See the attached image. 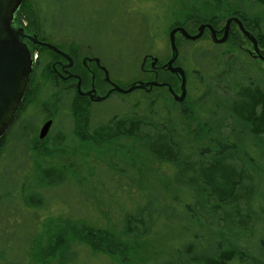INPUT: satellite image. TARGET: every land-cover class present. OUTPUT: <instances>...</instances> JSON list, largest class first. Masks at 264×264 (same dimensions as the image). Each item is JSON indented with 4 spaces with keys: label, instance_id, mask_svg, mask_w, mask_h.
<instances>
[{
    "label": "trees",
    "instance_id": "1",
    "mask_svg": "<svg viewBox=\"0 0 264 264\" xmlns=\"http://www.w3.org/2000/svg\"><path fill=\"white\" fill-rule=\"evenodd\" d=\"M116 1L125 4L123 13L128 14L126 0ZM26 3L27 0H23L22 8ZM22 8L17 11V17ZM35 8L39 15L42 9L39 6ZM165 9L164 15L159 16L171 21L169 29L180 25L191 30L190 24L198 21L210 22L219 29L228 18L237 16L264 46V34L261 32L264 25V0H171ZM97 12L100 11H95V14ZM44 14L46 17V12ZM196 25H192V32H195ZM231 31L233 33L221 45L224 47L219 53L214 52L208 54L210 58L206 57V61L218 66L214 67L217 70L225 68L223 81L228 86H224L223 97L232 93L229 109L224 116L217 117V110L203 111L214 118V126L221 134H216L213 127L199 125V135L196 137L198 142L207 139L213 149H223L221 152L217 149L216 153L194 151L195 144L190 145L169 127L159 124L160 115L153 108L146 114H115L106 122L94 123L93 102L88 97L79 95L75 88H70L74 92L69 105L73 120L71 134L65 136V139L58 134L55 142L48 144L45 150L33 153L38 154L39 158L63 154L78 160V164L80 160L84 164H89L92 160L95 162L92 166L94 171L103 163H107L109 170L127 165L138 169V174L145 177L136 183L135 188V184L126 187L129 196L126 200H130L134 208L127 211L119 206L118 211L124 213L122 217L114 219L109 216L107 222H104L98 220V216L96 221H92V218L80 219L66 213L57 217L49 213V219L45 222L47 229L43 235L33 240L36 246L29 252V259L33 260V264H74L77 248L81 246L88 247L92 256L103 255L112 261L116 260L118 264H264V179L257 185L253 168L257 169L259 165L248 155L258 152L264 154V77L259 76L249 82L247 76L251 69L247 70L236 61L243 55V51L236 46L239 43L237 37L249 39L235 22L231 24ZM70 36L72 34L68 33L67 37ZM178 42L177 38V45ZM35 48L38 58L24 100L11 126L26 108L24 106L34 101V91L39 81L37 72L43 64L44 69L48 67L49 61L43 62V53L50 49L41 45H35ZM95 69L98 87L103 83L104 73L97 67ZM237 73L243 74L247 82H238L243 80L238 74L237 77L240 78L231 83L230 76ZM81 74L84 85H90V74ZM54 77L57 78L56 75ZM30 90L33 93L31 100ZM219 92L215 93L219 95L215 97L217 101L220 98ZM57 96L59 94L49 98L54 101V105H58L60 98ZM10 128L0 140L2 154L8 147L6 141ZM28 132L29 129L24 138V150L27 148V151H31L34 150V143ZM59 136L62 142L57 141ZM191 140L195 142V139ZM129 143L135 146L130 155L125 148V144ZM112 159L118 162L115 164ZM150 160L172 170L168 176H162L160 180L157 178L158 184L155 186L150 184V175L154 173L149 167ZM35 162L37 166L34 175L26 178L28 183L22 185L21 194L23 193L24 203L30 207L28 209L35 210L36 215L46 209V194L50 190L66 183L83 187L85 180L74 172V162L70 165L42 164L38 160ZM251 165L254 167L250 168ZM66 170L74 173V178L67 175ZM143 196L148 200L147 205L140 203L143 202ZM33 197L35 198L32 199ZM175 203L184 223L183 226L179 225L182 228L177 237L180 245H168L160 251L156 241L159 238L160 224L162 220L170 224L175 221L172 207ZM186 220L190 222L187 223ZM195 226L216 228L218 241L214 239L205 243L203 234L193 230ZM256 235L259 236L256 245L249 246V241ZM43 243L45 246H42ZM171 244L175 245L176 240ZM117 255H120L121 260L116 259Z\"/></svg>",
    "mask_w": 264,
    "mask_h": 264
},
{
    "label": "rangeland",
    "instance_id": "2",
    "mask_svg": "<svg viewBox=\"0 0 264 264\" xmlns=\"http://www.w3.org/2000/svg\"><path fill=\"white\" fill-rule=\"evenodd\" d=\"M126 2L128 14L124 15L125 4L116 0H27L25 7H20L23 9V12H19L16 18H18L20 26L25 27L27 33L32 36L35 34L41 40L44 39L43 41L59 45L62 48L64 47L66 51L73 55L79 51L82 52V56L97 55L108 70L110 69V75L119 84L128 85L141 77L140 66L145 55H153L162 63L167 61L171 55L169 41V32L171 30L169 26L171 25V21L168 22L167 18L164 20L163 17L159 16L161 14L162 16L164 15V10H166L165 8L171 0H126ZM38 6L46 12V17L42 10L38 15L35 8ZM97 10L100 12L95 14ZM259 11L257 8L258 13H260ZM262 13V17L264 18V12ZM199 23H191V30L189 32L193 31L192 25L197 24L194 29L196 32ZM224 25L225 22L222 23L221 28H224ZM261 32L264 34V25ZM68 33L72 34V36L67 37ZM231 33L233 32L231 31ZM78 38L82 39V41ZM178 39L180 52L178 64L192 74L196 73L195 70L200 71L198 75L199 79L200 77L201 79L204 78L207 86L216 90L217 87L215 88L213 82L219 83V78H221L225 68L217 70L214 67L218 66L213 62L209 63L206 61V57L209 58L208 54L214 52L219 53L224 46L214 44L205 38L193 42L178 35ZM237 40H239V43L236 46L243 51V55L236 61L247 70L251 69L248 71H255L256 75L264 77V61L254 59L248 54L247 50L253 49L251 42L243 36L237 37ZM25 43L28 45L31 53L34 52L35 56L38 55L35 48V45L38 44L30 40H25ZM50 51H44L43 53V62L49 61V63L46 69L43 68V64V67L40 68L41 70L39 69L40 71L37 72L36 77L39 81L34 91V101L24 106L26 108L19 113L20 115L18 114L19 116H17L15 123L10 126L9 136L6 141L8 147L5 153H0L2 154L0 156V264H33V260L29 259V252L36 246L33 244V240L43 235L47 229L45 222L49 219V213L56 217L58 215H65L66 213L80 219L85 217L88 219L92 218V221H96V217L98 216V220L104 222H107L109 216L114 219L122 217L124 213L119 212L120 210L118 211L119 206L124 207L127 211L134 208V204L130 200H126L129 197L126 189L130 184H135L133 185L135 188L136 183L145 177V175L140 176L138 174V169H132L127 165L109 170L107 163H103L94 171L92 170V166L95 162L92 160L89 164H84L80 160V164H78V160L75 161L69 156H63V154H60L58 157L39 158L38 154H34L32 150L27 151V148L24 150V138L27 130L29 129L28 135L30 139L39 135V131L48 114L55 118V123L48 140L50 144L55 142L56 135L59 134L65 139V136L70 135L72 132L73 120L69 105L74 92L69 87H72L73 83L68 81L63 82L54 72L52 64L54 61L60 59V57L52 53L53 51ZM233 54L236 56V53ZM119 56L124 57L120 58ZM230 60L229 58L228 61ZM250 73L253 74L252 72ZM238 74L230 76L229 80L231 83L234 79L240 78L237 77ZM239 76L243 77V80H239L238 82H247L243 74H239ZM172 83H174L173 80ZM220 83L223 84V90L225 89L224 86H228L226 81H220ZM195 84L196 87L193 89H196V91L192 92L193 97L200 96L199 98L203 99V101H199L198 103L207 106V101L205 100L208 99V96H206L208 91L206 93L202 92L204 87L199 85L198 81ZM103 91L101 89L98 92L102 94ZM54 94H59L57 97L61 99V101L60 99L59 102L57 101L58 105H54V101L49 100ZM32 95V90H30L29 100L32 99ZM231 96L232 93H229L223 98L220 97L221 99L219 98L213 104L217 110V117L226 114L231 103L229 99ZM146 97V95H143L139 91L128 95L114 94L104 102H95L93 103L94 123L106 122L115 114L127 113L132 115L133 113H149L151 109L149 102L145 100ZM167 108L170 111L169 113H165L166 111H163L164 109H162L161 105L153 106V109L160 112L159 115L164 114L159 116L160 125L169 127L168 129H171L178 137L190 143V145L194 146L195 144L193 147L194 151H200L203 149L202 147L208 146L207 139L201 142L196 140L199 126L194 116L187 115L190 113L189 111H187L188 113L186 112L187 114H183L184 110L181 107H174V111H172V107ZM200 114L203 117H206L204 115H208L204 114L203 111ZM60 136L57 141L62 142ZM194 138L195 142L191 140ZM154 142L155 144L157 143L156 140ZM134 147L130 143L125 144L129 155L130 151L135 150ZM197 147L201 148L197 149ZM247 151L249 152L248 149ZM248 155L250 158L255 159L259 165L257 169L253 168V165L250 167L253 168L254 171H252L254 176H256V183L259 185L264 179V154L258 152ZM106 156L109 155L106 154ZM124 157H126L125 154ZM37 160L42 162V164L63 163L70 165L71 162H74V166L72 167L74 172H77L79 178L85 180V182H83V187L79 186V184L72 185L66 183L50 190L46 194V209L37 212L36 215L35 210L28 209L30 207L22 200L23 193L21 194V188L24 183H28L26 178H31L34 175V170L37 166L35 161ZM112 161L115 164L118 162L115 159H112ZM149 167L154 172L150 175L152 176V180L150 178L152 183L150 184L154 186L158 184L157 178L160 180L162 176H168L172 171L155 160H150ZM66 174L74 178V173L66 170ZM133 191L137 194L135 189ZM26 195L27 193H25ZM30 201L33 202V200ZM152 202L155 203V200H152ZM140 203L147 205V198L143 196V202L140 201ZM172 207L174 209L175 221L170 224L162 220L160 224L159 238L156 239L160 251H163L168 245L171 247H178L180 245L177 237L182 228L179 225L183 226L184 223L181 220L177 203L173 204ZM186 222L189 223L190 221L186 220ZM193 230L203 234L205 243L218 237L216 235L218 231L216 228L204 229L195 226ZM243 235L245 236L246 233ZM258 238L259 236L257 235L251 238L248 245H256ZM175 240L176 244L172 245L171 243ZM42 246H45V243ZM77 250L78 254L74 264H118L116 260L112 261L103 255L92 256L88 247L81 246ZM116 259L121 260L120 255H117Z\"/></svg>",
    "mask_w": 264,
    "mask_h": 264
},
{
    "label": "water",
    "instance_id": "3",
    "mask_svg": "<svg viewBox=\"0 0 264 264\" xmlns=\"http://www.w3.org/2000/svg\"><path fill=\"white\" fill-rule=\"evenodd\" d=\"M22 2L23 0H0V140L7 132L15 118L16 112L21 106L35 62V58L33 57L28 45L21 38L22 36H26L24 28L21 27L16 30L12 27L14 15L21 6ZM232 22H235L241 32L252 42V52L264 60V53L259 47L257 37L246 28L242 19L237 16H232L226 20L222 37H218L217 30L213 27V25L208 23L201 24L196 34H191L183 26L175 27L169 32V41L173 55L165 66L171 72L177 73L182 77L181 87L183 94L180 99H182L186 91L187 80L184 68L174 65L179 56L177 33H180L186 39L197 40L203 35L205 29L208 28L215 43H225L230 35ZM28 39L35 44L45 46L48 49L64 56L69 61V64L63 66L64 70L73 65L72 57L68 53L62 51L56 45L41 40L37 35L28 36ZM153 59L154 63L158 61L157 57H154ZM93 60L96 61L99 67L104 70L106 79L113 84V89L104 96L97 95V90L94 84L91 90L83 91L81 76L72 74L68 70L66 71L69 73V77L78 78V82L76 84L77 92L80 95L89 96L92 100L96 99L97 101H101L108 97L112 91L125 94L134 91L136 88H143L144 85H159L157 81H152L145 84L134 83L128 88H123L111 80L109 71L101 64L100 58L96 57L93 58ZM170 89L172 90V87H170ZM51 125L52 120H48L42 126L40 130L41 138H44L48 135Z\"/></svg>",
    "mask_w": 264,
    "mask_h": 264
},
{
    "label": "flooded vegetation",
    "instance_id": "4",
    "mask_svg": "<svg viewBox=\"0 0 264 264\" xmlns=\"http://www.w3.org/2000/svg\"><path fill=\"white\" fill-rule=\"evenodd\" d=\"M198 22H200V21H198ZM203 23H208V24L213 25L210 22H200L198 24L197 31L194 32V33H192V32H190V33L191 34H196L198 32L199 26L201 24H203ZM178 26H180V25H176L173 28L178 27ZM21 27L24 28V32L26 34V36H22L21 38L24 41L25 40H29L28 39V36H32V35L26 32V29H25L24 26H20V24L18 22V18H16V16H15V18L13 20V28L17 30V29H19ZM213 27L217 30L218 37H222L223 36V27L222 28H219V29L216 28L214 25H213ZM178 35H181V34L180 33H177V38H178ZM204 38L207 39V40H210L214 44L223 45V43H215L213 41L212 36H211V33H210V30L208 28L205 29L203 35L200 38H198L197 40H190V39H186V38H184V39L189 40V41L196 42V41L202 40ZM258 43H259V41H258ZM56 46L59 47L65 53H68L72 57V59H73V65L71 67H69V68H67V69L64 70L63 69V66L66 65V64H69V61L64 56H62L61 54H58V53H56V52L53 51L56 55H58L60 57V59H58V60H56V61L53 62L52 68H53L54 72L57 74V76L60 78V80H62L63 82L64 81H68L70 83H73V86L72 87H69V88H75L76 89V84L78 82V78L69 77V73L66 72L67 70L70 73H72V74H77V75L81 76V78H82L81 72L84 73V74L86 72H88L90 74V76H91V83H90V85H84L83 78H82V90L83 91H89V90H91L92 87H93V84H94V86H95V88L97 90V95L98 96H104L110 90L113 89V84L106 79L104 70L101 69L99 67V65L96 63V61L93 60V58L98 57L97 55L96 56H88V55L82 56V52H80V51L77 52L75 55H73V54L69 53L68 51H66L64 47L62 48L59 45H56ZM252 47H253V44H252ZM259 47L261 48V50L264 53V46H262L261 43H259ZM247 51H248V54L251 57H253L254 59L263 60L260 57H258L257 55H255L254 52H252L253 49L252 50L248 49ZM172 55H173V53H172V50H171V55L169 56V58L167 59V61H165L163 63L160 62L159 60L156 63H154V59H153L154 56L153 55H145L143 57V61H142V64L140 66L141 77L138 78L137 80L131 82L128 85H121V84H119L117 82V80L114 79L110 75V71H109L110 69L108 70V68L105 66V64L100 59L101 60V64L103 66H105L107 68V70L109 71V75H110L111 80L114 83H117L118 85H120L123 88H128V87H130L134 83H136V84L144 83L145 84V83H149V82H152V81H157L159 83V85H152V86L151 85H144L143 88H136L134 91H132L130 93H125V94L124 93H121V92H117V91H112L108 95V97H106L105 99H103L101 101H97L96 99L92 100L89 96H86V95H81V96L88 97L93 103H95V102H104V101L108 100L114 94L128 95V94H131V93L139 92L140 91L143 95H146L147 96L145 100L149 102L150 109H152L153 106H156V105L159 106V105H161L162 109H164L163 111H166L165 113H169L170 111H169V109L167 107H172L173 108L172 111H174V107H177V106L178 107H181L182 110H184V113L183 114H187L188 113L187 111H189L190 112L189 113L190 116H194L195 117V119L197 120L198 126L199 125H208L211 128L212 127L214 128V132L216 134L217 133H220V132H218L216 130V127L214 126V120H213L214 118H212L209 115H204L206 117H203V116H201L200 112L201 111H204V110H207V109H210L213 112L216 111L215 106H213V104L215 102H217V99L215 97H219V95L218 94L216 95L215 92L220 91L219 92V93H221V96L220 97L223 98V84L222 83L213 82L214 85H215V88L218 86L219 88H221L222 92H221V90L219 88H216V90H215L212 87L207 86V84L204 82V78L201 79V77H200V79H199L198 75H199V72L200 71L195 70L196 73L195 74H192V73L187 72L186 69L183 67L184 70H185V73H186L187 83H186V91H185L182 99H180V97L183 94V90H182V87H181L182 77L179 74H177V73L171 72L165 66L167 64V62L171 59ZM179 55H180V52H179ZM81 56H82V58H80ZM222 57H223V55H222ZM178 59H179V56H178L177 60L174 63L175 66H180L178 64ZM96 67L99 68L100 70H102L103 73H104L103 83L101 82V85L100 86L98 85V87H97V84H96V81H97V78H96V69H95ZM251 72L253 74H251L249 72V74L247 76L249 82H251V80H253L254 78L255 79L256 78H259V76L255 74L256 73L255 71H251ZM172 80L174 81V83H172ZM199 80H200V82H199ZM219 80L220 81H223V72H222L221 78H219ZM197 81H198V84L199 85H202L204 87V90H202V92L206 93V91H208V93H206L207 94L206 96H208V99L205 100V101H207V106L198 103L199 101H203V99L199 98L200 96L193 97V95H192V92L196 91V89H193V88L196 87V84L195 83H197ZM175 82H177V83H175ZM170 87H172V90L170 89ZM101 89L104 90L102 94H100L98 92ZM66 90H68V89H66ZM76 91H77V89H76ZM156 113H160V112L159 111L158 112L156 111ZM160 115L162 116L164 114H160ZM48 120H52V125H51V128H50V131H49L48 135L46 137H44V138H41L40 137V131H39V135H36L35 137L31 138V141L34 143L33 144V149L34 150H32V152L33 151H37V150L38 151L39 150H43V149L45 150L46 147H47V145L50 144L48 140H49V137H50V134H51L52 127H53V125L55 123V118H53L52 115L48 114V116L45 117V121L43 122V125ZM199 130H200V126H199ZM199 130L197 131L196 136L199 135ZM189 137H191V135H189ZM210 138L211 137H209V139ZM198 144H200V143H198ZM201 147H197V149L198 148L200 149ZM202 148L203 149H201L200 151L198 150V152H202V151H206L207 150V151H211V152H215L216 153V149L219 152H221L223 150L221 148H215V149H213V147L211 146V144L209 143V141H208V146H205V147H202Z\"/></svg>",
    "mask_w": 264,
    "mask_h": 264
}]
</instances>
